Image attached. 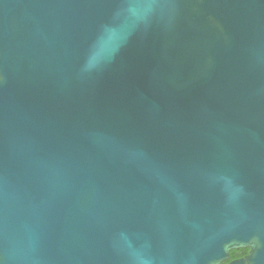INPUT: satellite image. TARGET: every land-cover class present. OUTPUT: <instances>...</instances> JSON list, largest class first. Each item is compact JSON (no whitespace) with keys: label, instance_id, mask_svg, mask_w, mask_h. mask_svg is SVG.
<instances>
[{"label":"water","instance_id":"1","mask_svg":"<svg viewBox=\"0 0 264 264\" xmlns=\"http://www.w3.org/2000/svg\"><path fill=\"white\" fill-rule=\"evenodd\" d=\"M264 264V0H0V264Z\"/></svg>","mask_w":264,"mask_h":264},{"label":"flooded vegetation","instance_id":"2","mask_svg":"<svg viewBox=\"0 0 264 264\" xmlns=\"http://www.w3.org/2000/svg\"><path fill=\"white\" fill-rule=\"evenodd\" d=\"M249 251V248H242L231 251L230 258L225 264L230 263L232 261L244 259L249 254Z\"/></svg>","mask_w":264,"mask_h":264}]
</instances>
